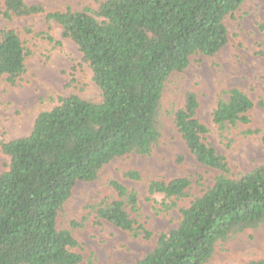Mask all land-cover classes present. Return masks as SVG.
Listing matches in <instances>:
<instances>
[{"label":"trees","instance_id":"obj_1","mask_svg":"<svg viewBox=\"0 0 264 264\" xmlns=\"http://www.w3.org/2000/svg\"><path fill=\"white\" fill-rule=\"evenodd\" d=\"M243 2L104 0L95 11L46 12L23 0H0V16L6 20L43 15L48 24L61 27L100 91L99 100L58 98L56 106L37 115L27 136L0 142L9 160L0 175V264H80L82 246L74 234L90 219L149 240L152 232L139 223L138 193L118 181L105 183L115 196L86 205L80 219L66 217L64 205L78 182H95L114 159L151 156L165 117L195 161L219 174L192 198L186 177L166 182L146 180L136 170L122 173L123 179L144 184L149 200L161 197L155 214L177 209L180 215L178 226L160 234L154 248L134 264H206L216 247L264 224V165L230 175L225 157L206 142L209 129L197 117L193 91L183 94L182 108L162 109L172 76L183 73L192 58L213 57L226 46L225 21ZM256 54L264 58V51ZM28 55L15 31H0V79L15 86ZM254 107L242 90L222 91L211 115L220 137L248 125ZM188 199L189 206L179 207ZM60 217L69 228H57ZM230 264H264V256Z\"/></svg>","mask_w":264,"mask_h":264},{"label":"rangeland","instance_id":"obj_2","mask_svg":"<svg viewBox=\"0 0 264 264\" xmlns=\"http://www.w3.org/2000/svg\"><path fill=\"white\" fill-rule=\"evenodd\" d=\"M28 6L39 5L46 12L97 10L104 0H23ZM0 11L2 6L0 5ZM228 43L213 57L192 58L188 68L171 77L166 85L162 109H180L182 96L193 91L199 102L197 117L206 125L205 136L215 151L224 156L232 177L264 165V0H244L241 8L225 21ZM15 31L29 55L24 73L15 86L0 79V142L27 136L37 115L57 105V99L76 95L83 100H99L100 91L92 82V74L75 44L62 37V29L48 24L43 15L6 20L0 16L1 30ZM242 90L254 103L250 123L230 128L220 137L212 122V112L222 91ZM258 131L256 135H244ZM180 157V160H178ZM9 160L0 150V175L7 171ZM136 170L146 180L186 177L191 181L192 198L213 184L218 171L199 165L188 152L177 130L168 118L163 120V136L149 157L130 155L114 159L101 169L98 180L78 182L64 205V215L80 219L84 208L115 193L105 185L115 180L138 193L139 223L152 232L149 240L133 238L107 222L90 219L74 236L82 246L80 264H134L150 252L162 233L179 224L177 209L155 214L160 196L150 200L144 184L123 179L122 173ZM191 199L180 202L189 206ZM58 229L69 228L60 217ZM253 256H264V224L229 239L222 248L216 247L206 264L244 263Z\"/></svg>","mask_w":264,"mask_h":264}]
</instances>
